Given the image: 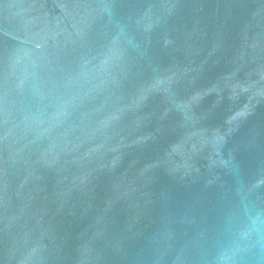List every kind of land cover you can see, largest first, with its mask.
Masks as SVG:
<instances>
[{
    "label": "water",
    "instance_id": "1",
    "mask_svg": "<svg viewBox=\"0 0 264 264\" xmlns=\"http://www.w3.org/2000/svg\"><path fill=\"white\" fill-rule=\"evenodd\" d=\"M0 264H264V0H0Z\"/></svg>",
    "mask_w": 264,
    "mask_h": 264
}]
</instances>
